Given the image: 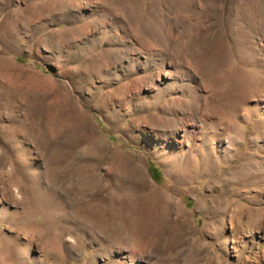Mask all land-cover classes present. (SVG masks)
<instances>
[{"label": "rangeland", "instance_id": "374dc122", "mask_svg": "<svg viewBox=\"0 0 264 264\" xmlns=\"http://www.w3.org/2000/svg\"><path fill=\"white\" fill-rule=\"evenodd\" d=\"M0 264H264V0H0Z\"/></svg>", "mask_w": 264, "mask_h": 264}, {"label": "trees", "instance_id": "16d2710c", "mask_svg": "<svg viewBox=\"0 0 264 264\" xmlns=\"http://www.w3.org/2000/svg\"><path fill=\"white\" fill-rule=\"evenodd\" d=\"M152 172H153L152 174H153L155 177H156V176L158 177V171H157V170H155V171L153 170Z\"/></svg>", "mask_w": 264, "mask_h": 264}, {"label": "bare ground", "instance_id": "6f19581e", "mask_svg": "<svg viewBox=\"0 0 264 264\" xmlns=\"http://www.w3.org/2000/svg\"><path fill=\"white\" fill-rule=\"evenodd\" d=\"M209 168H207V171H205L206 173L208 172Z\"/></svg>", "mask_w": 264, "mask_h": 264}]
</instances>
